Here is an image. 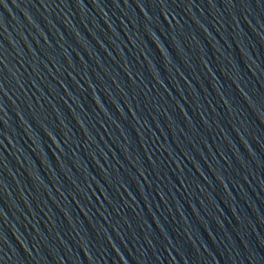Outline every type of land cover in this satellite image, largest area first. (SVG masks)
Segmentation results:
<instances>
[{
  "label": "water",
  "instance_id": "95a60500",
  "mask_svg": "<svg viewBox=\"0 0 264 264\" xmlns=\"http://www.w3.org/2000/svg\"><path fill=\"white\" fill-rule=\"evenodd\" d=\"M0 264H264V0H0Z\"/></svg>",
  "mask_w": 264,
  "mask_h": 264
}]
</instances>
